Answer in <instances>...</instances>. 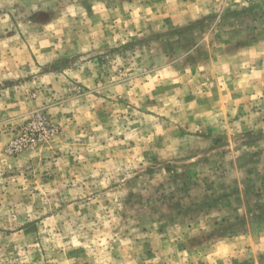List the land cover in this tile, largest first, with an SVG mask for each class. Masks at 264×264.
Listing matches in <instances>:
<instances>
[{"label":"rangeland","instance_id":"1","mask_svg":"<svg viewBox=\"0 0 264 264\" xmlns=\"http://www.w3.org/2000/svg\"><path fill=\"white\" fill-rule=\"evenodd\" d=\"M0 264H264V0H0Z\"/></svg>","mask_w":264,"mask_h":264}]
</instances>
